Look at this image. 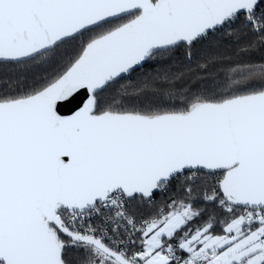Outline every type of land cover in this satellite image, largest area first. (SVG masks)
I'll use <instances>...</instances> for the list:
<instances>
[{
	"label": "snow or ice",
	"instance_id": "6c2138e0",
	"mask_svg": "<svg viewBox=\"0 0 264 264\" xmlns=\"http://www.w3.org/2000/svg\"><path fill=\"white\" fill-rule=\"evenodd\" d=\"M241 18L255 39L240 51L264 47V0H0V63L66 56L39 83L0 87V264H264V63L206 57L195 89L154 68L139 107L104 95ZM178 177L182 199L130 211ZM201 192L222 221L203 219Z\"/></svg>",
	"mask_w": 264,
	"mask_h": 264
},
{
	"label": "trees",
	"instance_id": "16d2710c",
	"mask_svg": "<svg viewBox=\"0 0 264 264\" xmlns=\"http://www.w3.org/2000/svg\"><path fill=\"white\" fill-rule=\"evenodd\" d=\"M255 39L250 30V27L245 24L243 18L234 22L232 26L221 32L211 33L205 40L196 44L191 49L192 56L188 57L186 47L176 49L171 56L162 61H155L146 63L143 67L135 70L129 76L118 80L106 90L105 96L116 95L124 90H127L128 98L126 103L129 106H141V98L132 99L135 96L136 90L142 86L146 79H150L152 70L157 67L169 69L172 72L184 71L191 77V87L195 89L197 86V77H204L206 74L201 72L197 67L199 64L205 62L206 57L218 55L225 59H243L249 63L261 64L264 63V47L257 46L250 50L247 54L240 51L245 46L248 40ZM68 54H71V47L66 49ZM66 56L61 55L55 58L50 63H45L40 66L18 67L13 64L0 63V87L7 90H13L17 87L16 81L18 78L27 77V84L31 85L39 83L42 79L51 77L56 72L60 71L65 62ZM188 70H191L190 72ZM187 78V77H186ZM149 94H151L149 92ZM199 185H214L215 177L201 172L199 174ZM184 177H178L169 185L161 189L155 194L152 201L134 200L130 201L131 211L137 216H147L149 213L155 211L157 207L170 204L172 200L182 199L184 197ZM194 200L197 201L195 206L204 211L203 219H207L208 215H215L218 220L224 219V212L218 204H212L205 201L203 193L194 195ZM219 227L217 232H219ZM70 255L76 256L77 253L73 250Z\"/></svg>",
	"mask_w": 264,
	"mask_h": 264
},
{
	"label": "water",
	"instance_id": "95a60500",
	"mask_svg": "<svg viewBox=\"0 0 264 264\" xmlns=\"http://www.w3.org/2000/svg\"><path fill=\"white\" fill-rule=\"evenodd\" d=\"M139 68H141V67L138 66L136 68V70L139 69ZM131 73L125 74L124 77L129 76ZM118 80H120V79H118ZM86 99H87L86 94L83 91H81V93L72 101V103H70V104L69 103L63 104L60 107L59 110H60L61 114H63V115H71L73 112L77 111L79 109V107H82L83 106V103L86 101ZM158 192H160V190H158L155 194H157Z\"/></svg>",
	"mask_w": 264,
	"mask_h": 264
},
{
	"label": "built area",
	"instance_id": "2783aa9c",
	"mask_svg": "<svg viewBox=\"0 0 264 264\" xmlns=\"http://www.w3.org/2000/svg\"><path fill=\"white\" fill-rule=\"evenodd\" d=\"M129 209H130V211H131V204H130V202H129Z\"/></svg>",
	"mask_w": 264,
	"mask_h": 264
},
{
	"label": "rangeland",
	"instance_id": "374dc122",
	"mask_svg": "<svg viewBox=\"0 0 264 264\" xmlns=\"http://www.w3.org/2000/svg\"><path fill=\"white\" fill-rule=\"evenodd\" d=\"M212 215V214H211ZM215 216V215H214ZM200 223V221H197V224Z\"/></svg>",
	"mask_w": 264,
	"mask_h": 264
}]
</instances>
